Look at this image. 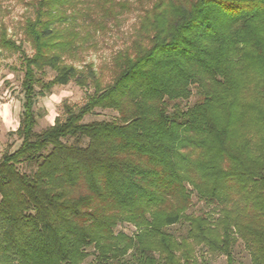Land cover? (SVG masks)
Instances as JSON below:
<instances>
[{"label":"trees","instance_id":"trees-1","mask_svg":"<svg viewBox=\"0 0 264 264\" xmlns=\"http://www.w3.org/2000/svg\"><path fill=\"white\" fill-rule=\"evenodd\" d=\"M148 1L105 84L65 59L128 0H30L31 55L0 30L23 73L20 143L0 158V264H198L196 250L233 264L237 241L264 264V0ZM71 82L92 92L37 132L38 98ZM101 109L117 116L85 122ZM193 194L207 211L188 213Z\"/></svg>","mask_w":264,"mask_h":264},{"label":"rangeland","instance_id":"rangeland-1","mask_svg":"<svg viewBox=\"0 0 264 264\" xmlns=\"http://www.w3.org/2000/svg\"><path fill=\"white\" fill-rule=\"evenodd\" d=\"M30 0H0V30L3 28L7 35L22 49L27 55L32 54L29 43L23 36L22 25L27 17L31 16L32 10L29 7ZM132 4V10L118 17L116 21H110L105 28L92 32L89 41L84 43L75 58H66L65 63L73 64L78 69L91 65L103 84L110 81L113 74L111 58L113 55L125 48H128L133 41V36L137 29L138 17L141 14V5L148 6V0H128ZM148 1V2H147ZM53 74L47 72L45 81L51 79ZM23 73L20 69L19 55L15 53L2 52L0 56V158L5 153L13 152L19 146V140L14 132L19 125L21 112V82ZM92 89L78 87L73 82L65 86H55L45 97L38 98L34 110L37 115L36 131L39 132L45 127L54 124L55 119L62 118L63 104L79 106L84 102L85 95L91 93ZM187 101L175 102L170 105L187 109L199 101L196 91ZM116 113L110 110H97L92 116L87 117L85 122L90 121H110L116 117ZM22 171L29 172L30 168L21 165ZM188 213L199 215L202 211H207L205 204L192 195V204ZM118 232L127 235L135 233L130 225L118 226ZM174 237L180 239L185 236L186 227L176 225L168 229ZM233 264H251L250 257L243 243L237 241L231 250ZM198 264H228L227 257L215 255L207 251L196 250ZM91 258L88 259L90 261Z\"/></svg>","mask_w":264,"mask_h":264}]
</instances>
